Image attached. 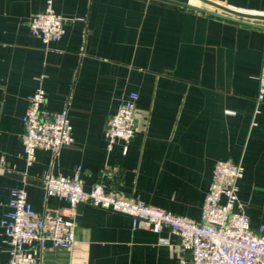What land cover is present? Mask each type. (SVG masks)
I'll use <instances>...</instances> for the list:
<instances>
[{"label": "crops", "instance_id": "obj_1", "mask_svg": "<svg viewBox=\"0 0 264 264\" xmlns=\"http://www.w3.org/2000/svg\"><path fill=\"white\" fill-rule=\"evenodd\" d=\"M51 1L65 33L44 44L29 24L49 0H0V264L9 260L1 221L12 188H25L39 213L69 216L67 199L46 192L51 173L78 174L86 190L105 179L117 192L199 219L215 163L232 159L244 166L242 208L254 226L264 224V21L162 0ZM214 1L264 15V0ZM41 78L45 108L68 109L74 142L58 153L38 149L29 166L23 116ZM131 92L136 134L126 154L121 140L109 151L106 123ZM76 219V250L49 245L40 264H180L179 238L168 228L134 227L129 214L89 202Z\"/></svg>", "mask_w": 264, "mask_h": 264}, {"label": "built area", "instance_id": "obj_2", "mask_svg": "<svg viewBox=\"0 0 264 264\" xmlns=\"http://www.w3.org/2000/svg\"><path fill=\"white\" fill-rule=\"evenodd\" d=\"M65 22V17L54 10L49 0L43 11L33 14L29 25L34 35L49 44L62 38ZM258 80V103H262L264 66ZM137 98L138 94L131 92L108 118L105 135L109 151L121 140L123 153L128 152L136 134ZM45 103L46 90L41 78L28 96L23 116L24 158L29 166L34 164L38 149L58 153L74 142L68 109L49 111ZM5 167L4 158L0 157V170ZM243 175L241 162L217 161L200 218L193 219L117 192L105 179L94 182L86 190L78 174H47L44 177L47 194L66 198L70 204L69 216L56 209L39 213L29 202L25 188H12L9 211L1 221L9 248L8 264H40L41 253L49 245L76 250V212L83 202L127 213L134 227L155 232L170 229L179 238L175 250L180 264H264V224L254 226L239 200V180ZM186 254H190V261Z\"/></svg>", "mask_w": 264, "mask_h": 264}, {"label": "water", "instance_id": "obj_3", "mask_svg": "<svg viewBox=\"0 0 264 264\" xmlns=\"http://www.w3.org/2000/svg\"><path fill=\"white\" fill-rule=\"evenodd\" d=\"M165 2H169L172 4H176L188 9H192V10H196V11H200V12H204L207 14H211V15H215V16H220V17H227V18H231L232 16H236L239 18H245V19H250V20H261L264 21V15L263 14H253V13H249V12H244L241 10H237L234 8H231L229 6H226L224 4H221L217 1L214 0H198L200 2H202L203 4L210 6L211 8L217 9L218 11H215L214 9H210L207 7H203V6H199L196 4H191L188 2H183L180 0H162ZM223 12V13H222Z\"/></svg>", "mask_w": 264, "mask_h": 264}]
</instances>
